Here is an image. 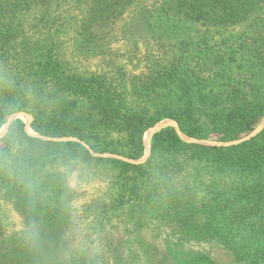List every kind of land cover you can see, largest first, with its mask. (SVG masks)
<instances>
[{"label":"trees","instance_id":"1","mask_svg":"<svg viewBox=\"0 0 264 264\" xmlns=\"http://www.w3.org/2000/svg\"><path fill=\"white\" fill-rule=\"evenodd\" d=\"M138 3L0 0V130L29 112L39 136L17 121L0 141V200L31 228H54L66 197L50 191L47 170L79 163L135 177L130 189L116 182L103 205L102 222L127 215L133 236L108 239L103 261L64 254L66 240L10 233L0 205V264H136L142 256L147 264H264V126L254 135L264 121V13L249 20L264 0H164L170 19L244 31L167 56L160 73L175 97L155 110L133 104L140 90L128 93L122 70L88 73L67 59L69 42L75 52L103 53ZM143 24L154 29L150 17ZM167 119L213 145L167 127L153 136L147 161L132 163L145 156V134ZM145 221L169 230L163 248L144 244Z\"/></svg>","mask_w":264,"mask_h":264},{"label":"rangeland","instance_id":"2","mask_svg":"<svg viewBox=\"0 0 264 264\" xmlns=\"http://www.w3.org/2000/svg\"><path fill=\"white\" fill-rule=\"evenodd\" d=\"M163 2L164 0H139V3L124 18L117 20L113 33L104 43L103 53L94 54L89 52V50H77L75 52L74 43L69 42L67 44V59L78 64L79 69L83 72L98 71L103 74H116V70L118 73L122 70L123 76L119 75V77L125 79V89L128 90V93L132 94L133 90H140L136 92L132 99L134 105H139L140 107L150 105L154 110L167 105L172 97H175V94L171 93V89L168 88V82L162 78L160 73L165 65L164 63L168 62L167 56L181 55L184 47H187L188 51L201 46L205 47L200 42L204 38L208 43L206 46L210 47L216 41L229 37V35L235 37L244 30L242 25L231 31H224L212 26H193L186 24L184 21L179 22L177 18L170 19L160 12ZM262 13H264V3L256 9L249 20ZM147 17H150L154 25L153 30L148 29L143 24ZM163 44L168 45L166 50ZM191 53L195 54V52ZM76 54L78 55L76 56ZM140 77L143 78L140 79ZM141 81H145V83L141 84ZM17 121L26 126V131L30 135L39 137L31 127L34 117L29 112H20L6 121L2 127L4 132L0 135V141L8 133L10 126ZM263 123L258 128L257 133L262 130ZM167 127H174L181 138L188 143L213 145L211 142H198L187 138L180 132L175 121L167 119L148 131V134H145V137L151 138L150 143L145 145V156L142 160L132 163L141 164L147 161L151 153L153 136ZM111 138L117 139L118 137L113 134ZM102 157L108 158L111 155L105 154ZM121 159L126 161L123 158ZM42 178H49L51 183L50 191L57 194L60 192L66 197L64 208L60 210V213L58 212L61 214V223L58 225L61 228L56 229L58 226L54 228L41 226L35 229L31 228L24 217L15 211L12 203L5 198L6 201L0 200V205L3 208L4 219L6 220L5 229L10 233L21 231L29 233V236L32 235L33 237L50 236L66 240L64 245L66 251L64 254L71 253L80 257L97 254L101 257V261L104 260L105 252L103 250L108 239L115 238L117 241L125 243V238H129L132 225L127 224V219L125 218H128V216L114 218L110 224L102 222L104 221L103 205L107 204L106 200H109L113 193L116 192V182H123L126 184V189H128L129 186L127 184L135 181L134 176L126 175L119 178L118 174L112 171H104L98 166L72 163L51 168L45 172ZM50 191H47L46 194L51 193ZM129 203V199H126V207ZM149 223L146 222L140 230L144 244L147 245L149 242L163 248L165 245L164 239L170 234L169 230L158 228L156 224H151L150 226ZM199 248L201 249L202 246H193L195 250H199ZM125 250L128 252L129 248ZM136 264L147 263L142 256L136 261Z\"/></svg>","mask_w":264,"mask_h":264},{"label":"bare ground","instance_id":"3","mask_svg":"<svg viewBox=\"0 0 264 264\" xmlns=\"http://www.w3.org/2000/svg\"><path fill=\"white\" fill-rule=\"evenodd\" d=\"M3 132H4V130H3V128H2V129L0 130V135L3 134ZM147 134H148V133H147ZM150 139H151V138L148 137V136L145 137V145H148V144L150 143ZM149 146H150V145H149ZM149 146H148V147H149Z\"/></svg>","mask_w":264,"mask_h":264},{"label":"water","instance_id":"4","mask_svg":"<svg viewBox=\"0 0 264 264\" xmlns=\"http://www.w3.org/2000/svg\"><path fill=\"white\" fill-rule=\"evenodd\" d=\"M263 126H264V123H263ZM259 132V131H258ZM257 134V132L254 134V135H256Z\"/></svg>","mask_w":264,"mask_h":264}]
</instances>
